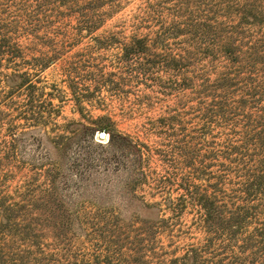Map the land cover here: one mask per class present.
I'll use <instances>...</instances> for the list:
<instances>
[{"label": "rangeland", "instance_id": "1", "mask_svg": "<svg viewBox=\"0 0 264 264\" xmlns=\"http://www.w3.org/2000/svg\"><path fill=\"white\" fill-rule=\"evenodd\" d=\"M257 13L264 0H0V264H264V241L241 246L264 226V190L244 191L263 155ZM235 211L233 237L217 216Z\"/></svg>", "mask_w": 264, "mask_h": 264}, {"label": "trees", "instance_id": "2", "mask_svg": "<svg viewBox=\"0 0 264 264\" xmlns=\"http://www.w3.org/2000/svg\"><path fill=\"white\" fill-rule=\"evenodd\" d=\"M249 15L251 14H245V16L247 17ZM263 15L264 13H257V14H254V18L256 20L259 17H262ZM136 43H140V41L137 40V42L134 43L135 46H136ZM5 47H9V46H6L5 44H2V42H0V52H2V50ZM222 47H223L222 51L228 62H232L235 59H237L236 48L233 44L228 42V43L223 44ZM134 50H135L134 46L126 47L125 49L127 53H129L130 51H134ZM10 76H18L20 78V82L18 84H12L11 86L15 85L16 87H20L24 85V83H27V78H26L25 73L17 74V75L11 73ZM28 85L33 86L32 84H28ZM226 109H227V104L223 103V107L221 108L222 110L221 117L223 118L225 117ZM115 136L119 137V139L122 141L123 144L130 143L129 139L126 136H121L117 134L112 135L109 140L114 141ZM253 142H254L255 148H260L262 150L263 155L258 156V158L254 161L256 163L255 165L259 167L258 168L259 172L255 174L253 178H251V180H247V181H254L255 187L252 186V184L249 185L248 183L244 185L245 186L244 191L247 197L251 195V191H253V196H254V195H257V192L262 193L264 190V134L261 135V131L260 132L258 131L257 136L255 137ZM230 151H234L233 153H230V155H233V154H235V156L239 155L238 147L234 146L233 144L231 145ZM199 203H200V206H202L203 210L205 211L206 220H212L214 217V213H216L213 200L205 196L200 200ZM247 214H248L247 211H243V212L235 211V212H232L231 215L228 216L227 218L222 217L220 216V214H218L217 216L218 229H220L221 231H229L230 235L234 237L235 234L238 231H240V229L242 228V221L243 219L247 217ZM255 239L256 240L259 239V241L258 240L257 241L260 243L264 241V226L258 228V230H256L254 233H251L247 237H245V239H243V242L241 244L242 248H246L249 245H253V243L256 242Z\"/></svg>", "mask_w": 264, "mask_h": 264}, {"label": "water", "instance_id": "3", "mask_svg": "<svg viewBox=\"0 0 264 264\" xmlns=\"http://www.w3.org/2000/svg\"><path fill=\"white\" fill-rule=\"evenodd\" d=\"M99 136H100V137H105V133L100 132V133H99Z\"/></svg>", "mask_w": 264, "mask_h": 264}]
</instances>
